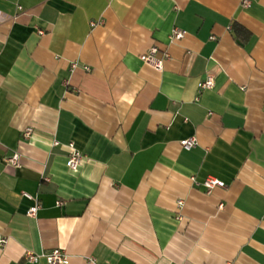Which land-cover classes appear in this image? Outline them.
I'll list each match as a JSON object with an SVG mask.
<instances>
[{"label":"crops","instance_id":"0c3cea01","mask_svg":"<svg viewBox=\"0 0 264 264\" xmlns=\"http://www.w3.org/2000/svg\"><path fill=\"white\" fill-rule=\"evenodd\" d=\"M248 1L0 0V264L56 248L66 264H264V0ZM209 175L226 186L206 193Z\"/></svg>","mask_w":264,"mask_h":264},{"label":"built area","instance_id":"2783aa9c","mask_svg":"<svg viewBox=\"0 0 264 264\" xmlns=\"http://www.w3.org/2000/svg\"><path fill=\"white\" fill-rule=\"evenodd\" d=\"M248 4H249L248 0H241L242 6L246 7L248 6ZM91 24L94 25L95 22H91ZM184 34H185L184 30L178 27H174L170 33V40L171 41L180 40L184 37ZM167 57H168V54L166 52H163L161 56H158V50L155 46L150 47L146 52H144L140 56L141 60L146 65L150 66L151 68L157 71H160L162 69L163 60ZM77 67H78V64L75 62H72L70 64V70H73ZM82 68L86 71L89 70L88 66H82ZM212 86H213V78L211 75H207L204 80L198 83L199 90L208 89V88H211ZM30 132H31V129L26 128L23 131L22 135L24 137H27L29 136ZM180 145L183 149L189 150L196 145V139L194 136L184 138L180 141ZM68 146L70 148V152L67 156L66 164L71 170H75L80 164V162L82 161L83 155L79 150L74 148L72 143H69ZM7 162L13 166H18V155L13 154L11 157L7 159ZM201 184L206 193H210L215 187L223 188L226 186L222 180L212 175L206 176V178H204ZM22 195L28 199L32 198V196L28 194L27 192H23ZM56 203L57 205L61 204L60 201H57ZM177 203L178 205H181L182 202L178 201ZM36 211H37V206L34 205L29 208L28 215L34 216ZM5 242H6V238L2 234H0V247L3 246ZM40 257H43L44 260L48 264H66L67 263V254L61 248H56V249L51 250L50 252L42 253V254H36L30 250H27L24 253L25 261L30 262V263L38 262Z\"/></svg>","mask_w":264,"mask_h":264}]
</instances>
